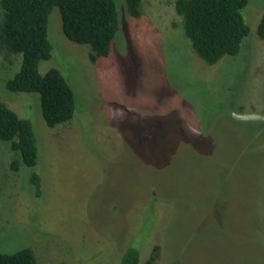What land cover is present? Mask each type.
Listing matches in <instances>:
<instances>
[{
	"label": "rangeland",
	"instance_id": "obj_1",
	"mask_svg": "<svg viewBox=\"0 0 264 264\" xmlns=\"http://www.w3.org/2000/svg\"><path fill=\"white\" fill-rule=\"evenodd\" d=\"M114 1L119 29L95 62L49 14L38 70L73 90L66 124L48 128L37 94L4 88L20 57L0 48V102L31 122L38 147L28 168L0 141V252L121 264L134 247L142 264L157 246L154 264H264V0L242 10L240 52L213 65L191 49L175 0H140L136 19Z\"/></svg>",
	"mask_w": 264,
	"mask_h": 264
},
{
	"label": "trees",
	"instance_id": "obj_2",
	"mask_svg": "<svg viewBox=\"0 0 264 264\" xmlns=\"http://www.w3.org/2000/svg\"><path fill=\"white\" fill-rule=\"evenodd\" d=\"M124 2L129 16L138 18L140 0ZM247 4L248 0H175L173 8L181 17L183 34L193 52L206 64L213 65L224 56L234 57L240 52L241 42L249 33L242 16ZM53 8L59 11L64 37L87 44L91 62L108 56L119 29L114 0H0V48L8 55L20 57L17 70L6 77L4 88L12 93L37 94L40 113L48 128L68 123L76 107L73 90L57 69L51 68L44 74L38 70L39 63L50 57L47 26ZM256 33L264 40V12ZM0 141L9 144L22 165L28 168L36 165L38 147L31 122L18 117L2 102ZM29 183L39 195L40 177L36 172L31 171ZM157 249L154 246L142 264H154ZM139 258V250L127 247L121 264H139ZM0 264H37V261L29 248H22L14 253L0 252Z\"/></svg>",
	"mask_w": 264,
	"mask_h": 264
}]
</instances>
